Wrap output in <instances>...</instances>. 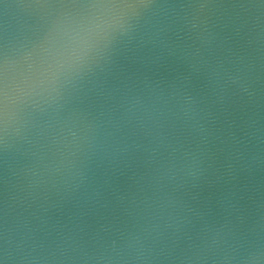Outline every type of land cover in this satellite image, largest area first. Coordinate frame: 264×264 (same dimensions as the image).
I'll return each mask as SVG.
<instances>
[{"label": "clouds", "instance_id": "9594fccd", "mask_svg": "<svg viewBox=\"0 0 264 264\" xmlns=\"http://www.w3.org/2000/svg\"><path fill=\"white\" fill-rule=\"evenodd\" d=\"M0 264H264V0H0Z\"/></svg>", "mask_w": 264, "mask_h": 264}]
</instances>
